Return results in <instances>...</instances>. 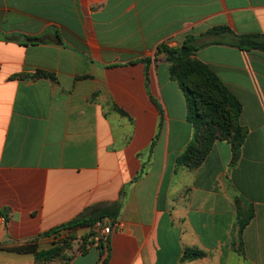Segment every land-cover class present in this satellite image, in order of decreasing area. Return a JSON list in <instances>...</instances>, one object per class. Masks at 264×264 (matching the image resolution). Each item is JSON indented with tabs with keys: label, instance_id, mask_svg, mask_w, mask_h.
<instances>
[{
	"label": "crops",
	"instance_id": "obj_1",
	"mask_svg": "<svg viewBox=\"0 0 264 264\" xmlns=\"http://www.w3.org/2000/svg\"><path fill=\"white\" fill-rule=\"evenodd\" d=\"M245 34L264 35V0H0V264H40L7 248L51 249L50 230L116 203L106 247L73 243L66 264H264V52L233 45ZM190 37L247 130L236 158L217 140L195 170L177 165L194 127L156 54ZM38 70L54 80L21 77Z\"/></svg>",
	"mask_w": 264,
	"mask_h": 264
},
{
	"label": "trees",
	"instance_id": "obj_2",
	"mask_svg": "<svg viewBox=\"0 0 264 264\" xmlns=\"http://www.w3.org/2000/svg\"><path fill=\"white\" fill-rule=\"evenodd\" d=\"M227 30V28H217L211 33L220 34ZM233 45L239 49L264 52V35H240L236 37ZM195 50L196 46L190 37L180 48H171L162 44L156 53L157 56L164 55L170 65L171 78L179 84L186 96L188 120L193 124L194 135L185 151L177 158V165L189 170L197 169L206 160L217 140L229 141L236 158L247 134L246 128L239 121L243 109L242 103L206 63L195 57ZM143 61L149 62L148 59ZM21 77H43L54 80L52 73L42 70ZM119 207L116 203L95 216L76 218L50 230L47 235L63 236L51 249L38 251L35 244H26L7 250L34 254L40 264H66L70 257L65 252L72 249L73 242L77 239L71 231L78 227L88 228V233L82 237L79 245L80 253L85 255L94 245L90 238L96 235L94 230L96 222L108 218L112 224H115ZM245 222L240 223L241 227H244ZM99 247L104 249L106 245L102 243ZM203 256L202 251L186 249L183 260H194Z\"/></svg>",
	"mask_w": 264,
	"mask_h": 264
},
{
	"label": "built area",
	"instance_id": "obj_3",
	"mask_svg": "<svg viewBox=\"0 0 264 264\" xmlns=\"http://www.w3.org/2000/svg\"><path fill=\"white\" fill-rule=\"evenodd\" d=\"M113 229H114V224H112L110 219L104 218L100 221H97L94 226L96 235L90 238V241H93L94 245L98 247L102 243L106 244L108 237L113 232Z\"/></svg>",
	"mask_w": 264,
	"mask_h": 264
},
{
	"label": "rangeland",
	"instance_id": "obj_4",
	"mask_svg": "<svg viewBox=\"0 0 264 264\" xmlns=\"http://www.w3.org/2000/svg\"><path fill=\"white\" fill-rule=\"evenodd\" d=\"M73 243H77V244H80L79 242H77V241H75V242H73Z\"/></svg>",
	"mask_w": 264,
	"mask_h": 264
}]
</instances>
